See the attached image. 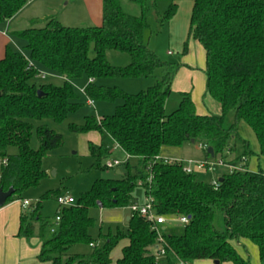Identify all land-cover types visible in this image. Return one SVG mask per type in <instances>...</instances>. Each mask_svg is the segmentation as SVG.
I'll use <instances>...</instances> for the list:
<instances>
[{
  "label": "trees",
  "instance_id": "obj_1",
  "mask_svg": "<svg viewBox=\"0 0 264 264\" xmlns=\"http://www.w3.org/2000/svg\"><path fill=\"white\" fill-rule=\"evenodd\" d=\"M134 1L139 14L126 12L120 0H102L100 25L66 26L53 16L33 20L30 27L13 33L25 41L28 56L6 46L0 59V157L7 161L0 167V189L12 188L13 193L5 204L21 199L25 190L46 177L42 160L62 145L63 136L46 123L35 126L34 122L45 118L61 122L75 111L80 103L69 81L83 75L89 79L84 87L88 98L116 105L110 115L99 120L87 115L83 124H70V130L106 132L128 156L136 158L135 164L124 162L116 177L95 179L75 203L57 209L60 220L53 232L52 222L42 216L41 209L47 198L56 199L59 189L43 193L20 214L17 236L39 237L37 258L51 264H109L112 249L123 238L128 244L117 264H192L200 259L252 264L245 240L257 247L260 264H264V172L248 167L253 152L246 141L240 154L232 144L238 138L239 124L245 123L256 136L258 159L264 157V0H191L183 52L189 39L202 45L206 93L221 106L220 114L204 115L196 112L189 92H180L178 106L165 111L180 64L160 59L145 38L150 15H157L163 25L175 15L181 0H167L163 14L157 6L161 0ZM25 3L0 0V23ZM40 21L44 24L36 27ZM109 49L127 53L129 62L112 65L106 56ZM40 66L61 75L63 83L35 82ZM148 76H154V82L137 93L98 83L105 78ZM34 129L37 148L31 147ZM186 142L211 147L212 157L227 165L243 161L244 166L207 182L195 172H185L180 162H165L159 156L162 147ZM205 153L210 155L206 149ZM88 154L95 168H107L101 166L108 154L102 145L89 141ZM138 186L152 198L158 214L188 218L182 233L162 232L163 258L153 253L156 231L137 213L129 215L126 230L99 233V239L90 234L96 221L89 209L128 207ZM76 244L88 245L89 252H71Z\"/></svg>",
  "mask_w": 264,
  "mask_h": 264
},
{
  "label": "rangeland",
  "instance_id": "obj_2",
  "mask_svg": "<svg viewBox=\"0 0 264 264\" xmlns=\"http://www.w3.org/2000/svg\"><path fill=\"white\" fill-rule=\"evenodd\" d=\"M182 1V0H181ZM121 5L124 7L125 11L131 14H137L140 12L139 5L134 0H120ZM167 0H161L158 2V11L163 14L168 5ZM191 4V0H184L178 2L180 5L179 17L185 19L184 16L188 14V4ZM150 28L145 32V38L150 49H152L156 55L165 61L173 62L176 64L180 63L183 47V42L179 43L176 38L174 39L172 32L168 28V22L160 25L157 15L154 13L150 15L149 18ZM36 27L42 26L43 23L37 22L34 24ZM31 24H26L25 28L30 27ZM14 49L19 52L27 53V50L23 47L25 41L20 38H15ZM197 44V43H196ZM188 46V45H187ZM197 46H199L197 44ZM202 48V47H201ZM168 51H170L168 53ZM90 55H93V50L90 51ZM108 61L115 66L126 65L129 62V56L125 52H119L113 49H109L106 53ZM202 58V55H201ZM39 70H42L44 77L37 76L34 81L37 83H52L55 85H60L63 83L64 78H59L50 74V71L40 66ZM56 74V73H55ZM59 75V74H58ZM121 89L128 93H137L140 90L146 89L152 84L151 78H124L120 81ZM142 82V83H141ZM72 86L74 87L76 93L78 94L79 107L68 113L66 118L61 122H55L52 119H41L34 122L35 126L39 124L46 123L50 128L59 132L63 136V143L61 146L52 149L47 156L42 160V166L46 170L47 175L44 177L39 185L35 187H30L22 193V199H27L29 205L26 206L28 209L33 205L37 199L45 192L51 189H59L60 195L71 196L77 201L81 192L88 190L95 179L99 177L103 178H114L116 177V170L120 171L124 169L125 155L120 147L116 146L111 137L106 132L91 131L87 133H79L71 131L69 128L70 124H83L84 119L87 115H93L97 120L103 118L104 116L110 115L115 108L116 103L107 102L103 100H93V106L87 104L88 97L85 95L83 89L87 84V77L85 75L72 79ZM179 101L178 93L172 91L166 104V111L169 113L175 107ZM231 118L226 121L229 123ZM88 140L96 141L101 144L104 149L112 153L111 158L104 157L101 162V166L105 164L107 160H112L114 158L118 159L121 164L119 168H95L93 166L94 159L88 154ZM243 141L248 143L249 148L252 150L253 154L248 157V167L253 170L261 169L264 172V157L258 156L259 146L256 136L252 129L245 123H240L238 126V138L232 140V144L236 145V153L240 154L243 149ZM39 145L36 130H33L31 137V147L37 148ZM117 147V149H114ZM11 151H15V148H11ZM161 154L169 160L176 159H191L195 161H203L200 158L206 157V160L217 161L219 158H213L211 155H207L203 146L199 142L194 143H184L183 147H171L165 146ZM233 158V155H229ZM198 159V160H197ZM243 161H239L237 166H241ZM135 159L130 160V164H135ZM244 166V165H243ZM247 167V168H248ZM228 171L227 165H213L211 170L202 169L195 170L198 177L207 182H214L216 177L221 176L224 172ZM138 198L144 196V190L142 187H136L134 191ZM58 206L55 197L47 198L43 202V207L41 209V214L43 217L47 218L50 222H53L57 214ZM129 207L125 209L124 207L115 208H100L98 206H93L89 209V215L95 218V226L90 230V234L94 239H99V233H116L117 230H126L127 223L125 221V214L129 212ZM185 224L179 221L168 220L163 225L159 226L161 232L170 234H180L183 231V226ZM165 226V230L161 229ZM120 246L118 245L111 255L114 257L115 253L119 252ZM90 247L84 244H76L71 248V252L77 253H87ZM251 257V253L248 250ZM252 261V260H251ZM254 263V262H252Z\"/></svg>",
  "mask_w": 264,
  "mask_h": 264
},
{
  "label": "crops",
  "instance_id": "obj_3",
  "mask_svg": "<svg viewBox=\"0 0 264 264\" xmlns=\"http://www.w3.org/2000/svg\"><path fill=\"white\" fill-rule=\"evenodd\" d=\"M191 8H192V3L191 4L189 3L188 14L184 16L185 19L183 20L178 16L180 11V5H178L177 12L168 21V25H169L168 28L172 32L171 36H173L174 39L176 38V40L179 43H182L187 39ZM50 16L56 17L62 24L66 26L100 25L102 22V0H26L24 6L14 16L0 23V59L4 56L6 46H11V44L12 46H14L16 41L15 38H18L13 34L14 32L25 29V25L29 23L31 24L33 20H43L44 18ZM41 23L44 24L43 21ZM196 43L199 46H197ZM187 45H188L187 51L182 52L183 54L181 55V60L179 63L180 66L176 70L174 79L172 81L171 92L175 91L178 93L179 101H180V92H189L195 104L196 112L198 114H202V115L220 114L221 113L220 103L206 93V76L204 72L205 69L204 48L198 41L194 39H189ZM14 50L18 51L17 49ZM182 51H183V47H182ZM169 52L170 51H168V53ZM21 53L28 56V53L25 52H21ZM41 72L43 71L41 70ZM50 74L59 78H63L61 75H58L57 73L55 74L54 72H50ZM141 78H146V79L151 78L152 83L155 80L154 76L138 77L135 79H141ZM121 79L124 78H105L99 80L98 83L109 86L115 85L120 87ZM71 81L72 80H70L69 82L71 83ZM88 82L89 79L87 78V83ZM169 96L165 101V111ZM179 101L172 110H174L178 106ZM91 106H93V104ZM89 141L99 145V143H97L96 141L88 140V142ZM117 147H115L114 149H117ZM164 147H162V149ZM179 147H183V145ZM161 151L159 156L162 157L163 159H167L161 154ZM122 152L124 151L122 150ZM124 155H125L124 162H126L127 160L130 161L131 159H135L136 161V158L128 156L125 152ZM106 157L108 159L111 158L112 153L108 152ZM200 159L206 160V157L203 156ZM176 160H185V159H176ZM119 166L117 168H119ZM118 170L119 169L116 170L117 175L119 174L117 172ZM219 178L220 176L216 177V180ZM59 194L60 193L58 192L57 195ZM143 197L138 198L135 195V193H133V198H134L133 201L140 202L143 200ZM23 200L24 199L22 198L17 199L0 207V264H51L50 261H40L37 258L41 246V240L39 237L33 236L30 238H24L17 236V232L20 224V214L26 210V206H27L22 204ZM124 208L127 209V207ZM130 214H131L130 210L127 214H125L126 223L129 220ZM161 229L165 230V226H162ZM243 243L251 253V260H252L251 262H254L252 264H260L257 247L253 243L247 240H245ZM127 244H128V239L123 238L115 245V247L112 249L110 253L111 261L109 264H117V259H119L122 255V248ZM118 245L120 246L119 252L115 253L114 257H112L111 256L113 254L112 252ZM239 251L241 253H244L242 247L239 248ZM192 264H216V263L211 259H200L194 261ZM218 264H234V263L230 261H226Z\"/></svg>",
  "mask_w": 264,
  "mask_h": 264
},
{
  "label": "built area",
  "instance_id": "obj_4",
  "mask_svg": "<svg viewBox=\"0 0 264 264\" xmlns=\"http://www.w3.org/2000/svg\"><path fill=\"white\" fill-rule=\"evenodd\" d=\"M44 73L40 72L39 76L44 77ZM88 104L92 105L93 100L88 99ZM118 146V145H117ZM119 147V146H118ZM206 149V147H203ZM7 159L5 157H0V167L6 164ZM180 162L182 164L183 170L185 172H195V170H202V169H207L211 170L213 165H227L223 161V159H218L217 161H209V160H203V161H195V160H167L165 159V162ZM121 164V162L118 159H112V160H107L105 162V166L107 168H115L118 167ZM243 164V163H242ZM228 171L231 172L234 169H242L243 165L237 166V165H227ZM215 182V181H214ZM56 202L59 207L70 205L75 203V199L71 196H66V195H57L56 196ZM23 205H28L29 201L28 200H23L22 202ZM129 210L132 213H137L140 215L142 218H144L146 221L149 222L151 227L156 231L157 233V243L155 244L153 248V253L157 258H163L166 254L165 249L163 247V240H162V232L159 229V226L161 224H164L168 220L172 221H179L181 223L187 224L188 223V218L183 215H171L169 217H166L163 214H158L152 203V198L148 195H144L142 201H133L129 206ZM60 220L59 215L55 216L54 221L52 222V225L50 227V232L54 231L55 226L58 224ZM93 245V244H91ZM178 264H189V263H184V262H179Z\"/></svg>",
  "mask_w": 264,
  "mask_h": 264
},
{
  "label": "water",
  "instance_id": "obj_5",
  "mask_svg": "<svg viewBox=\"0 0 264 264\" xmlns=\"http://www.w3.org/2000/svg\"><path fill=\"white\" fill-rule=\"evenodd\" d=\"M39 95H42V93L39 91L38 92ZM206 151L211 155L213 156V150L211 147H207L206 148ZM118 173H120V171L118 170L117 171ZM13 193V189L12 188H9L8 190H2L0 189V207L3 206L7 200V198ZM216 264H218L219 262L218 261H214Z\"/></svg>",
  "mask_w": 264,
  "mask_h": 264
}]
</instances>
